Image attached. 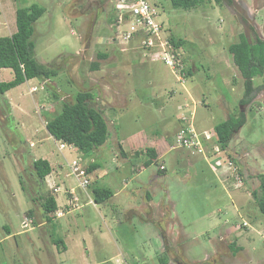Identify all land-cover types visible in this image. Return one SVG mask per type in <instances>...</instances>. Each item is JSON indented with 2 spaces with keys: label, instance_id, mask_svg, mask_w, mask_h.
<instances>
[{
  "label": "rangeland",
  "instance_id": "1",
  "mask_svg": "<svg viewBox=\"0 0 264 264\" xmlns=\"http://www.w3.org/2000/svg\"><path fill=\"white\" fill-rule=\"evenodd\" d=\"M148 1L156 7L158 20L163 23L160 40L169 41L173 37L185 42L177 47L185 64L177 75L163 61L151 60L150 54L155 48H146L141 34L128 43L113 38L116 16L113 0H0V36L8 35L14 29L17 7L35 3L44 9L34 22L31 37L34 57L38 63L57 70L49 83L33 78L12 88L8 94H0V264H114L119 253L117 246L130 253L127 264H161L160 243L154 235L156 228L140 223L137 214L124 211L142 204L144 189L135 196L129 192L119 197L117 202L122 205L117 204L119 209L113 201L95 206L85 204L81 198L75 202L76 208V205L72 206L73 200L60 192L66 202L64 208L72 206L71 211L60 217L64 214L61 205L62 210L54 212L52 221L44 218L40 195H57L48 190L47 181L43 183L36 177L33 159L52 157L54 170H58L55 162L59 160L62 164L60 172L66 173L69 172L67 162L79 153L69 148L59 150V144L45 129L44 121L59 112V105L51 109L47 107L48 112L42 106L51 103L53 91L59 96L54 99L61 105L60 100H72L80 90L93 93L91 103L104 111L109 127L103 146L89 153V158L94 157L100 164L97 171L88 176L91 182L99 181L98 178L112 180L115 176L120 183L121 179L128 180L133 176L131 167L139 166L134 170L137 172L135 178L125 185L131 191L143 183L149 186L151 178L157 175L156 184H151L147 191L154 202L165 205L155 208L149 215L160 223L158 225L168 241L166 227L174 222L173 219L190 231V237L197 231L212 234L214 226L208 222L210 220L216 224L225 219L241 221L230 206V192H222L220 188L223 186L226 191L237 189L238 186L231 185L230 176L239 172L240 186L249 197V203L239 211L241 217L260 230L263 237L259 236L252 245L255 249L252 253L256 257L264 256V215L252 195V190L260 182L255 174L264 172V90L256 93L248 104H241L243 78L231 59L225 65L220 57L231 58L227 46L236 42L241 32L250 38L254 29L262 38L264 0H231L229 3L227 0L222 3L205 0L188 9L173 7L170 0ZM100 10L103 14L97 16ZM97 53L107 55L101 58ZM183 54H188L197 67L191 78ZM142 57H146L145 61H139ZM92 62L98 63L97 69H91ZM12 78L10 68L0 69V80ZM262 81L261 76L253 79L255 85ZM42 85H45L43 89L40 88ZM31 86L37 89L32 91ZM170 88L186 94L183 105L178 107L182 101L178 100L179 95L175 99L169 97L167 91ZM150 92L155 96L150 98ZM200 95L207 106L202 104ZM105 97H109L112 109L108 108ZM218 100H223L221 102L228 105L230 112L239 115L242 110L246 117L243 126L233 132L228 145L229 152L235 154L232 158L240 160L237 170L216 171L221 177L220 183L210 164L216 162L215 156L205 158L186 147L170 149L173 135L183 124L182 115L187 118L188 111L195 130L201 131L193 122L196 106V120L202 127H210L224 119L219 102L216 103ZM177 111L179 122L176 120ZM131 134L137 135L147 146L157 141L162 144L150 164L144 165L146 155L141 151L145 146L140 145L137 146V155L114 158L117 141L123 142ZM30 139L32 146L29 145ZM125 143L126 149L128 145ZM217 156L221 158L219 165H225L228 156L225 151ZM241 160L246 166L240 165ZM81 165H85L83 168L87 166L84 161ZM160 165L165 167L163 173L158 171ZM57 176V183L65 180L74 193L75 186H78L74 178L65 174ZM220 193L222 197H218ZM140 214L146 217L143 212ZM24 219H28L26 227L21 226ZM50 235L61 237L66 250L52 243ZM223 237L218 251L228 252L229 256H221L218 264L235 263L236 259L228 248L230 238ZM74 238L79 242H74ZM198 238L199 244L190 241L187 254L201 255L202 258L204 253L208 255L207 236ZM85 247L89 249V256H84L87 254ZM162 253H165L162 255L167 264L168 253L164 250ZM239 256L238 264L247 261L243 255Z\"/></svg>",
  "mask_w": 264,
  "mask_h": 264
},
{
  "label": "trees",
  "instance_id": "2",
  "mask_svg": "<svg viewBox=\"0 0 264 264\" xmlns=\"http://www.w3.org/2000/svg\"><path fill=\"white\" fill-rule=\"evenodd\" d=\"M205 0H170L173 7L176 8H192ZM222 3V0H216ZM44 9L35 3L29 6H20L15 10V27L16 30L5 36H0V68H10L13 71V78L8 81H0V94H4L7 90L24 83L26 80L33 78H41L45 83H49L53 76H56L57 70L38 63L34 57V43L31 39L34 31V22L42 15ZM252 36L248 38L244 32L239 33L238 40L227 46V51L232 56V62L243 78V95L239 100L241 104H248L256 93L264 90V81L255 85L253 79L257 76L262 77V67L264 64V40L259 37L257 32L252 29ZM250 39V40H249ZM169 42L174 48L179 47L183 40L181 38H169ZM107 54L97 53L99 57H106ZM91 69H97L98 63L92 62ZM189 74V71H187ZM50 80V81H47ZM45 85L40 86L44 88ZM37 89V88H36ZM53 99H59L55 91L50 94ZM94 101V95L90 90H80L74 94L72 100H60L59 112L53 117L46 118L45 129L58 141H64L77 149L81 153L87 155L101 147L108 137V124L104 115V111L91 103ZM246 121L245 113L240 110L239 115L229 114L225 120L215 124L210 132L213 141L232 158L229 152V141L233 132L240 129ZM146 155L144 165L150 164L156 159L158 149L145 147L143 150ZM138 153H136L137 155ZM82 163V159L78 157ZM236 162V161H235ZM237 164V162L235 163ZM98 162H92L86 166L88 174L93 169L99 167ZM34 173L39 180H43L47 174L51 172V166L46 159L37 158L32 161ZM85 166V165H83ZM238 166V164H237ZM159 173L165 171L158 169ZM260 181L257 188L252 190L254 201L259 211L264 215V172L255 174ZM88 177V176H87ZM89 179V178H88ZM110 188L95 185L92 187L93 199L96 203H100L112 195ZM40 208L46 221H52L57 205L53 195H40ZM160 235L167 242L165 233L160 229ZM51 236V242L65 250L63 239L59 236ZM230 250L235 254L240 248L235 243L230 244ZM165 252L168 250L164 246ZM165 253H160L159 261H164Z\"/></svg>",
  "mask_w": 264,
  "mask_h": 264
},
{
  "label": "crops",
  "instance_id": "3",
  "mask_svg": "<svg viewBox=\"0 0 264 264\" xmlns=\"http://www.w3.org/2000/svg\"><path fill=\"white\" fill-rule=\"evenodd\" d=\"M230 1L231 0H227L228 3ZM31 4L32 3L27 4V5H24V6H29ZM14 21H15V19H14ZM15 30H16V27H14L13 30L9 31L8 35L12 34ZM180 49H181L180 52H182V48H180ZM183 57L185 58L184 61L186 62V65H187V68L186 69H187V71H189V74L191 75V74H194L195 71L197 72V69H196L197 67L195 66L194 62L192 60H190L189 55L188 54H185V55L183 54ZM220 57L222 59H224L225 65L227 64V60H230L231 59V61H232V56H230L231 58H227L225 56H220ZM217 58H219V57H217ZM145 59H146V57L145 58L142 57V58H140L139 61H145ZM151 60L156 61L152 57H151ZM0 69H2V68H0ZM192 76L193 75H191L190 78ZM29 80H31V79H29ZM0 81H2V80H0ZM27 81L28 80H26L25 82H27ZM47 81H50V80H47ZM18 86H20V85H18ZM11 89L7 90L4 94L10 93ZM167 92H168V95H169V97L171 99H175L176 98V95H179L178 96V100H182V99L184 100V97L186 98V94L185 93L182 94V92H176V90L173 89V88H170V90L168 89ZM213 92H215V91H213ZM146 94L149 96V93L148 92ZM150 94H151L150 95V98H152L153 96H155L154 93H151L150 92ZM49 98H50V96H49ZM108 99H109V97H107V98L105 97L104 101L108 104V108L112 109L113 106L112 105H109L110 101ZM200 99L202 101V104H204V106H207V104L205 103L204 97L200 95ZM183 100L179 103L178 107L181 106V105H183V104H181V103H184ZM11 101L13 102L12 99H11ZM221 101H223V100H218V101H216V103L219 102L218 103V106L221 108L222 114H223V117H224L223 120H225L228 117V115L231 114V113H233V112H230L231 109H229L228 105H224L223 102H221ZM12 102H9L10 105H12ZM49 102H51V103H49ZM49 102H48L49 104H47V106H44V105L42 106L44 110L48 109L47 107H49V109H51V107L53 108L54 106L59 105V103L55 99L49 100ZM12 106H15L16 107L15 104L12 105ZM18 107H19V110L21 112L24 111L23 110L24 108H22L20 106H17V108ZM196 109H197V106L195 107V116H194V119L195 120L193 121L194 122V125L196 127H198L200 130H203V129L204 130H211V128L215 124L210 125V127H202V126L199 125L198 121L196 120ZM46 111L48 112V110H46ZM176 116H177L176 117V120L178 121L179 120L178 119V116H179L178 111H177ZM176 128H178V127H176ZM49 137H51L52 139H54L50 134H49ZM55 141L58 142V140H55ZM125 141H126V143H125ZM125 141H123V142H118L117 141V149L118 150H117V152L114 153V158H116V159H118V158L119 159H123V158L126 159L128 156H130L132 154L133 155L134 154L136 155V153H138V149H137V146L138 145L145 146V147H151V148H154V149L155 148L157 149V148H159L162 145L161 143H159L157 141L153 145L147 146V145H145L143 143V140L142 139H139L138 136L137 135H134V134H131L129 137H126L125 138ZM32 142L33 141L30 139L29 140V145L31 143L30 146H32ZM167 142H169V141H167ZM123 143H125V145L126 144L128 145L126 147V149L124 148ZM69 149H74V152L79 153L74 158H78L79 157L80 159H82V161H84L86 163L87 166L90 163H92V162H97L94 157H90L89 158V154H87V156H88L87 157L85 154L81 153L80 151H78L75 148H69ZM132 149L134 150L133 153L131 152ZM160 149H161V147H160ZM141 152H143V151H141ZM231 153H232V155H235L233 152H231ZM40 158H43V157H40ZM43 159H46L49 162L52 170L41 181L43 183L47 181V183H48V187L47 188L52 193H53L54 190L52 188H50L51 185L55 184L56 187L58 188V190H55V195H57V196H54V198H55L56 205H57L56 210H58V211L59 210H62L61 205H63V210H64L63 212H64V214L62 216H60V217H64L65 215H67L71 211V210H69V208H72L73 205H76L75 202H77L80 198L83 199V201L85 200V204H92V205H95V206L97 204H101V203L104 204V203H107L109 201L110 202L113 201L114 204H116L115 205L116 206V209H119V206L117 205V204H119V202H117L118 201L117 199L119 197H121L123 195H128L129 192H130V194H132V196H135V193L136 192L144 189L143 198H142V204L137 205V206H134L133 208H130L129 207L127 209H124V211H126V213L132 212L134 214H137V218H138V220H139L140 223L143 222V223H145L148 226L151 225V226H153V227L156 228L155 229V232H154V235L156 236L157 241H159V243H160V246H159L160 248L159 247H157V248H159V250L161 252L163 250L165 251L164 246H166V248L168 249L166 251L168 253V257H169L167 264H204V263L205 264L206 263H209V264L210 263L211 264H218V262L220 261L221 256H227V257L229 256L227 254L228 252H225V254H224V253H222V252L220 253L218 251L219 242L224 239V237H223L224 235L225 236H228L230 238V241L227 242L229 249H230L229 246L232 243H235V246H237V247L240 248L238 250L240 252L237 251L235 254H233V253L231 254L233 256V258L236 259V260H234L235 263H232V264H238L237 261L239 259H241V257L239 255H243V257H245L247 259V261H244L243 263H240V264H261V263L264 262L263 261L264 260V256H258V257H256L252 253V252H255V249H254V247L252 245H254L256 243V241L259 240V238H258L259 236L260 237H263V236H262L260 230L258 231V229L256 227L250 225L251 223L248 222V220H246L245 218L241 217L243 215H241V213L239 211L241 208H244L246 206L245 204L247 202L249 203V199H248L249 197L246 196V194H245L246 191L241 186L238 187L237 189H233L231 191H226L223 186L220 187L221 190H222V192H225V193L230 192V194H231V196H230V198H231L230 206L236 212V215L241 218V221H238V220L231 221V220H226L225 219L223 222L220 221L218 224H216L215 221L212 222L210 220L208 222L210 224L212 223L213 226H214V229H213V233L212 234L209 233L210 231H206V232H204V231H200V232L197 231V233H195L194 235H192L190 237V234H191L190 231L186 227L183 229V225H181V223H179L178 221H175V219H173L174 220L173 223L171 222V223L167 224V227L166 228H167V233L169 235V240L166 243H164L163 238L160 236V229L162 230V228L158 225L160 223L157 222L152 216L149 215V214H151V211L154 210L155 208L160 207L162 204L165 205V203H161L159 201L158 202H154L153 199H152V195L147 191L148 190L147 188L151 184L152 185L156 184L157 177H158L157 175H154V177L151 178V184H149V186H147L145 183H143L141 187H133V188H131L132 189L131 191H128L127 190V187L125 185H127V184L130 183V179L131 178H135L137 172H134V170L136 171L139 168V166H133V167L130 168L132 170L131 173H133V176L130 179H128V180L127 179L126 180H124V179L122 180L121 179V182L119 183V181H117L115 179V176H114L112 180L104 181V179L98 178L99 181L93 183V182H91V180L89 178L90 184H89L88 187H86L85 189H82V188H80V187H78L76 185L75 188H74L75 189L74 190V193H72L71 192V189L73 190L72 186H69L67 184L68 182L64 183L65 180H62V181H60V183H57V179L59 177L57 175H61V174H63V175L65 174L66 175V173L60 172V170L62 169L61 162L59 160H57V162H55L56 163V167L58 168V170H54L55 167H52V162H53L52 157H44ZM235 161L238 164L240 160H236L235 159ZM241 164H243L244 166H246L245 162L242 161V160L240 162V165ZM98 168L99 167H97V168L93 169L92 171H90L88 173V176H90L92 173H94L95 171H97ZM213 174L215 175V177L217 178L218 182L220 183L219 179H221V177L217 176L216 175V172H213ZM63 179H65V178L63 177ZM95 185H100V186H104V187L110 188L112 190V192H113L112 195L109 198L105 199L104 201H102L100 203H96L94 201V199H93V194H92V187L95 186ZM64 189L69 194H67L66 191L64 192ZM60 192H63L66 195V198L69 197L68 198L69 200H71V199L73 200V201L71 200L72 201V206H68V207L64 208V204L66 202L63 199V196L62 195H59ZM76 192H78V193H76ZM70 193H72V194H70ZM239 195L242 196V197L241 198L238 197ZM218 197H222L221 196V193L218 195ZM119 205H121V204H119ZM243 205H245V206L242 207ZM76 208H77V205H76ZM140 211L143 212L146 215V217H143L140 214L141 213ZM59 218H55V220H57ZM63 222L66 223L67 221L64 220ZM68 222H69V219H68ZM64 223H62V225H66ZM253 232H255V233H253ZM68 234H69V232H67V235ZM200 235H202L204 237L207 236V238H206L207 240L206 241H207L208 247L206 249H207V254L208 255H206L204 253L202 258L200 257L201 255L189 256L187 254L188 253L187 252V249H188V246H189L190 241L191 242H196L197 244H199L200 240H199L198 237ZM82 240L84 241V244H85V239H82ZM74 242H79V241H77V239L74 238ZM170 243L174 246V248H172V246H171ZM250 245L252 246V248L251 247L249 248ZM117 248L119 250V253H118V256H116L115 259H114V264H122L124 262L127 263L129 257H131L130 253L128 251H121L118 246H117ZM174 249H176L177 251H174ZM203 249H205L204 246H202L201 251H203ZM65 250H66V246H65ZM85 251L87 252V254H85L84 256H86V255L89 256L90 254L88 253V251H89L88 247H85ZM241 252H243V253H241Z\"/></svg>",
  "mask_w": 264,
  "mask_h": 264
},
{
  "label": "built area",
  "instance_id": "4",
  "mask_svg": "<svg viewBox=\"0 0 264 264\" xmlns=\"http://www.w3.org/2000/svg\"><path fill=\"white\" fill-rule=\"evenodd\" d=\"M115 6V31L117 26V31H114L113 38L116 41H122L128 43L136 35L141 34L143 37L142 42L145 43V47H153L155 50L150 56L159 61H163L167 66H169L173 72L177 75L180 70L185 65L183 58L180 57L177 48L169 41H161L160 33L162 32V22L158 20V11L156 7L149 3L148 0H113ZM121 26L123 27L121 29ZM156 39V40H155ZM150 53V51H149ZM182 77V76H181ZM36 86H31V90H36ZM191 112L188 111L187 118L182 115L181 120L183 124L175 132L170 141V149L176 147H186L190 152H198L205 158L209 156H215L216 162L210 163L214 172L237 170V164L231 158L226 157V164L219 165L221 158L217 156L219 152L223 151L220 147L213 141L212 133L209 130H195L192 123ZM59 150L65 148H72V146L64 141H58ZM208 151V154L206 151ZM69 167V172L66 175L73 177L77 182L78 186H82L85 189L89 185L88 174L86 173V168H83L81 161L78 158H72L67 162ZM163 165L159 168L163 169ZM241 174L235 172L231 175L232 186L240 187L242 185V178L239 177ZM227 180V178H226ZM226 184V181L224 182ZM54 191L57 190L56 185H52ZM28 219H24L21 222L22 227H26L28 224ZM127 264V263H122Z\"/></svg>",
  "mask_w": 264,
  "mask_h": 264
},
{
  "label": "water",
  "instance_id": "5",
  "mask_svg": "<svg viewBox=\"0 0 264 264\" xmlns=\"http://www.w3.org/2000/svg\"><path fill=\"white\" fill-rule=\"evenodd\" d=\"M261 35H262V39L264 40V18H263L262 25H261ZM262 79L264 81V64L262 67Z\"/></svg>",
  "mask_w": 264,
  "mask_h": 264
},
{
  "label": "flooded vegetation",
  "instance_id": "6",
  "mask_svg": "<svg viewBox=\"0 0 264 264\" xmlns=\"http://www.w3.org/2000/svg\"><path fill=\"white\" fill-rule=\"evenodd\" d=\"M236 7H237V9H239V7H238V6H236ZM102 12H103V11H102V10H100V11H99V12H98L96 15H97V16H100L101 14H103Z\"/></svg>",
  "mask_w": 264,
  "mask_h": 264
}]
</instances>
